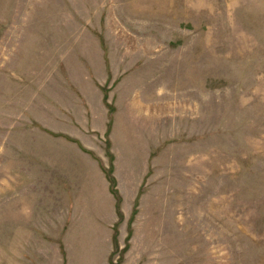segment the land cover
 <instances>
[{
  "label": "rangeland",
  "instance_id": "rangeland-1",
  "mask_svg": "<svg viewBox=\"0 0 264 264\" xmlns=\"http://www.w3.org/2000/svg\"><path fill=\"white\" fill-rule=\"evenodd\" d=\"M0 264H264V0H0Z\"/></svg>",
  "mask_w": 264,
  "mask_h": 264
}]
</instances>
